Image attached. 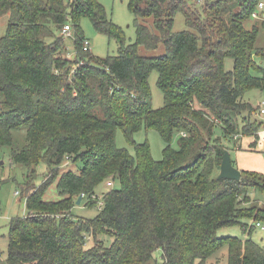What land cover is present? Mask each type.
I'll return each mask as SVG.
<instances>
[{
	"label": "trees",
	"instance_id": "16d2710c",
	"mask_svg": "<svg viewBox=\"0 0 264 264\" xmlns=\"http://www.w3.org/2000/svg\"><path fill=\"white\" fill-rule=\"evenodd\" d=\"M201 1L128 0L135 40L127 44L97 0H0V15L9 14L0 37V147L26 128V144L10 162L28 171L26 215L8 223L5 264H208L223 248L227 264H264L263 244L217 235L234 226L251 235L256 223L264 225V203L251 197V190L264 195V174L240 170L238 181L217 179L227 138L253 136L255 147L260 137L261 124L250 118L256 109L242 98L264 86V70L252 59L257 28L245 27L259 0ZM178 13L187 30L173 32ZM138 18H152V26ZM82 19L116 42L117 55L83 51ZM68 23L72 59L63 56ZM160 45L161 56L139 53ZM152 73L163 96L159 109ZM141 127L159 134L161 160L147 142H135ZM118 131L133 155L116 146ZM41 164L46 174L31 187ZM108 182L118 188L102 194L93 218L72 215L81 195L79 205L95 207L90 195ZM53 184L59 199L47 201Z\"/></svg>",
	"mask_w": 264,
	"mask_h": 264
},
{
	"label": "rangeland",
	"instance_id": "374dc122",
	"mask_svg": "<svg viewBox=\"0 0 264 264\" xmlns=\"http://www.w3.org/2000/svg\"><path fill=\"white\" fill-rule=\"evenodd\" d=\"M105 9L107 18L112 21L115 25L119 26L125 36L126 43H132L135 40V17L128 10V0H97ZM201 3V2H200ZM205 0H203V5ZM201 11V6H199ZM234 11H238L237 7H234ZM8 13L0 15V37L5 35L6 26L8 21ZM138 21L147 25L152 26L153 19H140ZM247 29L252 27L257 28V37L254 43V49L252 52V59L255 65L264 70V57L256 55L257 50L264 52V26L261 22L256 20H248L245 22ZM80 29L83 33L84 38L89 42L90 52L96 57L115 56L118 52L117 44L114 40H109L105 35L98 33L91 22L88 19H82L80 22ZM187 30L183 16L178 13L174 18L173 32H181ZM70 37L62 34L64 38V44L66 53L64 57L72 59L74 55V33H70ZM165 52L164 47L160 45L157 49L150 51L143 47H140L139 53L144 57H158L163 55ZM233 67V60L227 58L224 61V68L226 71H231ZM251 74L257 78L261 77V74L251 72ZM157 74L152 73L148 79L149 88L151 91L152 106L154 109L161 108L163 104L162 93L156 86ZM243 101L250 104L252 108L256 109L250 118L252 122L260 123V130L258 132L259 140L255 147L253 146V136H242L241 134L234 135L233 137L227 138L224 143L230 147L229 155L231 161H233L234 167L238 170L253 171L264 174V114L259 115V110H264V86L262 88H251L248 89L243 95ZM248 116L243 114L242 117ZM238 123L241 122V116L237 117ZM241 127V125H240ZM12 145L6 147H0V264H5L7 255V236H8V223L10 219L15 217H24L26 215L25 208V197L21 195V186L25 182L27 175V169L23 166L10 162V154L13 150H20L26 144V128L19 130H13L11 132ZM134 140L136 143L147 142L150 147L151 157L159 161L162 159V150L164 143L162 142L159 134L154 130H145L144 127L134 134ZM115 143L118 148L126 149L131 155H133V148L125 141L121 131H118L115 135ZM171 148L177 149V138H173ZM70 166H65L62 169L67 170ZM46 167L39 165L37 167L38 176L31 182V187L38 186L44 174H46ZM118 188L116 183H113L108 187L105 183L100 185L96 190L98 195L104 192ZM17 193V194H16ZM251 197L256 200L258 205L264 203V195L259 191L251 190ZM47 201H56L59 199L57 195L55 184H53L48 190L44 197ZM98 211L97 205L90 207L85 205V200L81 205H76L71 213L74 217L79 218H93ZM250 221L247 225H251ZM219 237L233 236L242 239L251 238V240L264 245V230L256 229L251 235L243 233L239 227H228L218 231ZM105 244H109L111 239L106 237ZM87 245H90L88 243ZM226 248L221 249L213 257L210 258L208 264H227ZM154 258L157 262H160V252L154 253Z\"/></svg>",
	"mask_w": 264,
	"mask_h": 264
},
{
	"label": "built area",
	"instance_id": "2783aa9c",
	"mask_svg": "<svg viewBox=\"0 0 264 264\" xmlns=\"http://www.w3.org/2000/svg\"><path fill=\"white\" fill-rule=\"evenodd\" d=\"M250 19L251 20L259 21L262 24H264V0H259L256 3V5H255V7H254V9H253V11L251 13ZM61 32H62L63 35H65L67 37H70V35H71L70 34L71 33V26H70V24L68 23L66 26H64ZM83 51H90V45H89V42L86 39L83 42ZM258 112H259V115H263L264 114V110L263 109H260ZM106 185L108 187H110L112 185V183H109L108 182V183H106ZM83 197L84 196L81 195V198H83ZM102 198H103V195L102 194L101 195H98L97 193H95V194L90 195V200H94V201L97 202L96 205L98 207V210H101L102 207H103ZM256 227L258 229H260V230H264V225L263 224L256 223Z\"/></svg>",
	"mask_w": 264,
	"mask_h": 264
},
{
	"label": "water",
	"instance_id": "95a60500",
	"mask_svg": "<svg viewBox=\"0 0 264 264\" xmlns=\"http://www.w3.org/2000/svg\"><path fill=\"white\" fill-rule=\"evenodd\" d=\"M218 180H230L238 181L240 179V170H238L232 164L229 152L224 151L223 158L219 167V172L217 176ZM81 201V196L77 199L76 205H79Z\"/></svg>",
	"mask_w": 264,
	"mask_h": 264
}]
</instances>
